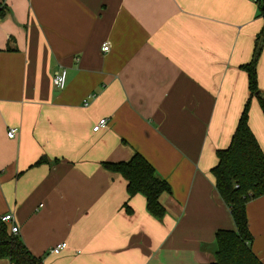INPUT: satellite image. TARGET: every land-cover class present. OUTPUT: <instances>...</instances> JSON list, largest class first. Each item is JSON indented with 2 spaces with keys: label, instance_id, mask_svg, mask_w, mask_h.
Listing matches in <instances>:
<instances>
[{
  "label": "crops",
  "instance_id": "obj_1",
  "mask_svg": "<svg viewBox=\"0 0 264 264\" xmlns=\"http://www.w3.org/2000/svg\"><path fill=\"white\" fill-rule=\"evenodd\" d=\"M258 1L0 0V216L13 215L34 255L45 264L215 260L216 232L236 225L212 168L250 96L241 66L264 26ZM249 125L264 151L256 98ZM136 152L171 185L162 219L103 166ZM247 216L264 263V195Z\"/></svg>",
  "mask_w": 264,
  "mask_h": 264
},
{
  "label": "trees",
  "instance_id": "obj_2",
  "mask_svg": "<svg viewBox=\"0 0 264 264\" xmlns=\"http://www.w3.org/2000/svg\"><path fill=\"white\" fill-rule=\"evenodd\" d=\"M5 1V0H2ZM259 15L264 19V0H259ZM7 7L0 2V16ZM264 26L259 33L252 60L241 67L248 74L249 98L239 117L236 129L228 147L217 150L218 162L212 168L215 186L223 201L229 207L235 221V229H219L215 235V260L211 264H264L252 249L253 235L249 229L247 204L264 195V151L249 125V111L252 98L259 102L264 114V92L260 89L257 62L262 52ZM46 161L42 157L37 163ZM103 166L119 173L126 180L129 198L142 194L146 199L148 212L162 219L167 208L162 197L172 193L170 183L159 176L154 166L136 152L128 161L104 162ZM127 210L131 208L126 204ZM0 259L13 264H45L34 255L22 237L9 231L0 216Z\"/></svg>",
  "mask_w": 264,
  "mask_h": 264
},
{
  "label": "built area",
  "instance_id": "obj_3",
  "mask_svg": "<svg viewBox=\"0 0 264 264\" xmlns=\"http://www.w3.org/2000/svg\"><path fill=\"white\" fill-rule=\"evenodd\" d=\"M103 51H109L110 50V42H105L102 46ZM53 84L58 89L65 88L67 84V70L64 67H61L57 69L53 74ZM108 119L102 118L98 121V123L94 126L93 130L98 131L105 127L107 125ZM15 133V129H11L8 132V136L12 137ZM1 219L3 222H5L10 227V232L13 234L19 233V226L14 223L13 215L11 213L5 214L1 216ZM68 246V243L66 241L57 243L54 245L50 252L54 254H59L61 251H63Z\"/></svg>",
  "mask_w": 264,
  "mask_h": 264
}]
</instances>
